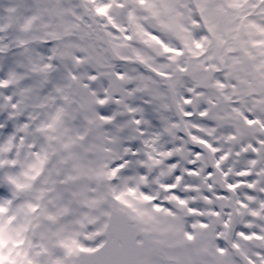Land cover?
Returning a JSON list of instances; mask_svg holds the SVG:
<instances>
[{"label": "snow or ice", "instance_id": "snow-or-ice-1", "mask_svg": "<svg viewBox=\"0 0 264 264\" xmlns=\"http://www.w3.org/2000/svg\"><path fill=\"white\" fill-rule=\"evenodd\" d=\"M13 48L0 264H264V0H20Z\"/></svg>", "mask_w": 264, "mask_h": 264}, {"label": "rangeland", "instance_id": "rangeland-1", "mask_svg": "<svg viewBox=\"0 0 264 264\" xmlns=\"http://www.w3.org/2000/svg\"><path fill=\"white\" fill-rule=\"evenodd\" d=\"M16 2H20V0H0V10ZM9 38L11 39V36ZM20 58L19 50L15 48L11 49L6 54H0V75H5L9 70L15 69L16 62Z\"/></svg>", "mask_w": 264, "mask_h": 264}]
</instances>
